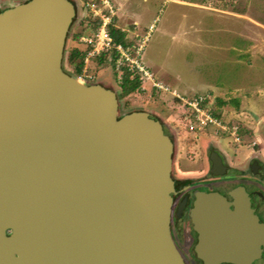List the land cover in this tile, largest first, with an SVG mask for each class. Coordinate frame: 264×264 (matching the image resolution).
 I'll return each instance as SVG.
<instances>
[{"label": "water", "instance_id": "1", "mask_svg": "<svg viewBox=\"0 0 264 264\" xmlns=\"http://www.w3.org/2000/svg\"><path fill=\"white\" fill-rule=\"evenodd\" d=\"M75 10L0 9V264H185L169 230L174 142L150 112L118 115L112 88L62 68ZM228 194L194 193L203 264H252L264 246L246 192Z\"/></svg>", "mask_w": 264, "mask_h": 264}, {"label": "rangeland", "instance_id": "2", "mask_svg": "<svg viewBox=\"0 0 264 264\" xmlns=\"http://www.w3.org/2000/svg\"><path fill=\"white\" fill-rule=\"evenodd\" d=\"M72 1L76 10L65 39L61 64L65 71L78 78V74L74 73V65L78 59L71 62V49L77 47L84 50L85 45L79 41V37L92 34L94 29H90L93 22L99 18L85 9L82 5L85 0ZM94 2L99 6L100 3ZM221 3L227 5L232 12H243L245 16H222L200 9L193 12L190 8H186L187 11L184 12L183 9L180 11L175 5L162 1L154 11L157 19L152 22L153 28L149 30L143 44L141 57L160 78L157 73L160 67L157 64L161 65L165 71L163 81L170 83L171 88L175 85L179 89L196 86L193 91L210 95L213 103L211 107H218L217 110L227 125L233 123L237 126L238 141L231 135H215L209 131L212 135H203L200 143L194 139V133L188 130L187 119L182 113L183 107L173 96L155 92L149 86L144 89L139 86L138 90L121 95L115 72L108 65L110 62L99 63L98 56H94L89 65L88 73H93L94 76L96 73V78L90 82H108L105 86L115 91L118 115L146 108L163 112L157 115L146 110L161 121L174 142L171 168L173 178L176 176L174 166L176 167L180 157L187 158V166L182 168L192 170L195 175L197 170L206 169L207 146L216 149L225 157L230 166L226 176H238L240 172L236 168L247 167L249 153H259L258 159L264 167V27L261 26L264 24V0H221ZM152 17H149V21ZM149 21L144 23L143 34L148 31ZM77 33L79 35L76 38ZM125 34L127 42L140 43L141 33ZM226 41H231L241 50L232 49L231 59L225 57ZM246 41L247 46L244 44ZM237 57L243 61H236ZM220 99L226 102L220 105L217 102ZM159 115H163V118L170 116L169 124ZM198 133L204 134L202 131ZM246 173L248 175L243 173L241 178L264 180L262 170L254 176L250 175L249 170ZM262 187L264 188L263 182Z\"/></svg>", "mask_w": 264, "mask_h": 264}, {"label": "flooded vegetation", "instance_id": "3", "mask_svg": "<svg viewBox=\"0 0 264 264\" xmlns=\"http://www.w3.org/2000/svg\"><path fill=\"white\" fill-rule=\"evenodd\" d=\"M216 153L220 158V165L213 168V163L210 159L211 153ZM253 152V151H252ZM259 153H249V163L246 168L237 167L236 170L240 172L238 176H226L230 166L227 164L225 157L216 149L210 146L206 147V169H199L196 175L193 172H186L182 167L187 164V158L179 159L176 162V176L174 179L175 194L171 206L169 230L172 240L180 252L185 264H203V261L195 254V243L199 241V232L192 227L190 219V209L195 198V192L209 193L218 192L227 200L232 198L228 194L234 188L242 187L246 192L250 207L257 217V221L264 226V188L261 178H241L248 170L250 175H258L260 170L264 172L263 163L259 161ZM175 164V162H173ZM223 168H222V167ZM172 168V166H171ZM248 169V170H247ZM172 170V169H171ZM216 172H214V171ZM193 173V175H192ZM261 251L258 258L252 264H264V246L260 245ZM218 264H234L231 262H220Z\"/></svg>", "mask_w": 264, "mask_h": 264}, {"label": "built area", "instance_id": "4", "mask_svg": "<svg viewBox=\"0 0 264 264\" xmlns=\"http://www.w3.org/2000/svg\"><path fill=\"white\" fill-rule=\"evenodd\" d=\"M94 1L100 3V7L96 6ZM83 5L91 12V15L98 16L100 19L97 29L91 35L79 37V41L87 47L83 63H86L90 57L100 53H107L110 55L117 82L121 79L122 71L127 70L130 72L131 78H137L141 89L146 88L144 84L149 83V86L152 88L169 92L171 96L180 101L185 109L188 118L187 127L190 130L199 129L206 125H216L225 129L224 125L212 115L210 109L207 107L206 95L202 93H194L192 95L180 94L157 80L153 72L146 66L141 55L143 44L148 37L149 30L153 28V24H150L148 31L146 30L140 36V43H131L130 41L127 43L116 42L109 32L113 10L108 0H85ZM78 75L77 77L85 82L92 79V75L87 73L84 67ZM228 130L233 138L238 141L237 126L233 125Z\"/></svg>", "mask_w": 264, "mask_h": 264}, {"label": "crops", "instance_id": "5", "mask_svg": "<svg viewBox=\"0 0 264 264\" xmlns=\"http://www.w3.org/2000/svg\"><path fill=\"white\" fill-rule=\"evenodd\" d=\"M22 1H25V0H0V9L15 5V4L20 3ZM162 1L163 2L167 1V2L175 5L176 8L180 9V11L183 9L184 12L187 11L186 8H190V9H192L193 12H195L198 9H200V10L206 11L207 13H211V14L215 13V14H220L222 16H228L229 15V16L233 17L235 15V16H238V17L240 16L239 18H242V17L245 16L243 14V12L242 13L241 12H235V13L232 12L231 9L227 8V5L221 3V0H217V1H214V2H213V0H198V1H196V0H108L109 4H110V6L112 7V10H113V13L111 15L110 26L113 27V28L119 29L120 31L124 32V34L126 32H135V33L143 34V31L145 30L144 23L150 20L149 17L153 16L151 21L148 22L149 25L152 24L154 19H157L156 18L157 15L155 14L154 11L156 10V7ZM82 5H83V3H82ZM98 22H100V19H98ZM196 22L198 23V21H196ZM261 26L264 27V24L262 23ZM89 35H91V33L87 34V36H89ZM81 36H84V35H81ZM126 36L127 35L125 34V43H127V40H128ZM246 43H248V42L246 41L244 43L247 46ZM86 48L87 47L85 46V48H84V51H85L84 52V56L86 55ZM232 49H236V50L241 52L240 47L234 46V44L231 41H226L225 57H228L230 59L233 57V54L231 52ZM227 50H229V52ZM100 54L105 56V59L108 60V63L109 62L111 63V64L110 63L108 64L111 67L112 66V61H111L110 55L107 54V53H100ZM100 54L95 55V56H99ZM142 60L144 61L146 66L151 69V67H149L150 66L149 63H147L144 59H142ZM235 60L236 61H240V62L243 61V60L239 59L238 57ZM91 61H92V57L88 58L87 62L84 63V65H83V67L85 68V71L87 73H88L89 65H90ZM105 64H107V62H105ZM157 65H159L160 71H158V72L156 71V72L161 76V78L158 75H156L155 72L152 70L155 78L157 80L161 81L163 84H165V85L170 87L171 86L170 83L167 84V83H165V81H163V78H164L163 74L165 73L164 69L161 68V65L159 63ZM111 68L113 69V66ZM90 75H92V79L96 78V73H95V76H94L93 73H91ZM101 84H102V82H101ZM108 84H109L108 82H105V84H102V85H108ZM144 86L148 87L149 83L144 84ZM213 87H218V86H213ZM150 88H152V87H150ZM171 89H173V90H175V91H177V92H179L180 94H183V95H192L194 93H202V94L206 95V97H207V99H206L207 107L210 109L212 115L214 117H216V119H218L222 123V125H224V127H225V129H223V128L218 127L216 125H206L205 127H202V128H199V129H193V130H190L187 127L188 130L190 131V133L191 132L194 133V137H195L194 139L195 140H199V142L202 143L201 142L203 140L202 136L203 135L207 136L209 134V131L213 132L215 135H218V134H224V135H228V136L231 135V133L228 134L229 133L228 128H230L234 124L232 123L230 125H227L226 120H224L221 117L219 110H217L218 107H211L212 106L211 105L212 101H210L211 100L210 99L211 98L210 95H208L205 92L193 91L194 89H196V86H188L187 88L179 89L175 85V86H172ZM154 90H155V92H158V93H160V92L168 93L171 96V94L169 92H167V91H164V90H161V89H155V88H154ZM217 102H218V104L222 105L226 101L220 99L219 101L217 100ZM146 110L154 112L157 115L158 114H163V112H161L159 109L151 110V109H147L146 108ZM182 113L184 114V117L187 119V122H188V118L186 116V111H185L184 108L182 109ZM162 116L159 115V117L163 121L165 120L167 122V124H169L168 121H170V116H164V118ZM200 131L204 132V134L200 135L198 133ZM209 135L211 136L212 134H209ZM212 137L215 138V136H212ZM181 158L182 157H180V159ZM185 166H187V164H185ZM183 170L186 171V172H193L190 169L183 168Z\"/></svg>", "mask_w": 264, "mask_h": 264}, {"label": "trees", "instance_id": "6", "mask_svg": "<svg viewBox=\"0 0 264 264\" xmlns=\"http://www.w3.org/2000/svg\"><path fill=\"white\" fill-rule=\"evenodd\" d=\"M98 20L93 22V25L91 27L90 30H95L98 26ZM109 32L112 35L114 41L116 42H120V43H125V34L124 32L120 31L119 29L113 28V27H109ZM78 33L75 35V37H78ZM84 50H80L77 47H73L71 49V55H70V60L71 62H73V60L76 58L78 59V61L75 63L74 65V73L77 75L79 74V72L81 71V67L83 65V57H84ZM98 61L99 63H103L104 61H108L107 59H105V56L100 54L98 56ZM70 74V73H69ZM86 83H91L90 81L86 82ZM118 83V86L120 88V94L121 95H127L131 92H134L136 90H138L140 83L137 80V78L132 77L130 75V72L127 70H123L121 73V79Z\"/></svg>", "mask_w": 264, "mask_h": 264}]
</instances>
